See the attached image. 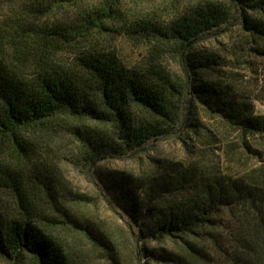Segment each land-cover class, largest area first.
I'll return each instance as SVG.
<instances>
[{
  "label": "trees",
  "instance_id": "1",
  "mask_svg": "<svg viewBox=\"0 0 264 264\" xmlns=\"http://www.w3.org/2000/svg\"><path fill=\"white\" fill-rule=\"evenodd\" d=\"M81 2L0 0V6L17 7L9 19L0 20V190L6 189L14 199L10 203L0 195L4 257L30 255L36 264L75 263L68 243L50 225L64 221L56 217L42 223L28 185L2 157L6 149L29 155V131L67 118L82 122L75 133L89 163L145 149L152 138L180 126L199 134L200 106L244 135L264 137V113H257L252 98L222 67L239 68L243 62L230 60V49L225 55L199 45L212 32L227 33L226 25L240 14L235 50L246 56L252 49L264 57V0H196L169 19H127L123 33L150 44L145 58L133 65L95 44L72 63L59 59L62 46L107 29L106 20L119 16L118 0H100L82 22L55 17L60 8ZM168 50L183 63L184 75L170 74L163 56ZM170 170L161 161L142 174L103 172L102 178L113 198L154 237L182 238L186 251L198 256V262L180 264H212L207 256L217 252L237 261L243 253L247 258L264 257L262 184L239 175L208 177L195 161L177 162ZM47 185L55 190L53 183ZM233 204L243 224L239 232L244 245L239 247L244 251L230 252L217 233L224 220L214 215Z\"/></svg>",
  "mask_w": 264,
  "mask_h": 264
},
{
  "label": "rangeland",
  "instance_id": "2",
  "mask_svg": "<svg viewBox=\"0 0 264 264\" xmlns=\"http://www.w3.org/2000/svg\"><path fill=\"white\" fill-rule=\"evenodd\" d=\"M80 5L60 8L56 18L66 22H76L99 3L100 0H81ZM196 0H118L119 16L109 18L108 28L88 37H81L73 44L59 49V59L65 63L76 60L79 52L95 44L99 48L114 50L127 63L133 65L148 54L150 44L138 38H129L123 33L124 22L136 18L169 19L180 14L187 3ZM17 7L0 6V20L9 19ZM241 16L237 14L226 25L228 32H212L199 45L215 49L233 61H242L239 68L222 66L227 75L248 94L256 106L257 113H264V57L252 50L243 55L235 50L236 37L240 31ZM252 47V45L250 46ZM170 74H185L183 63L168 50L164 55ZM247 60V62H246ZM225 61V60H224ZM251 63H250V62ZM224 64H227L224 62ZM188 106V105H187ZM199 134H194L180 126L170 133L152 138L145 149L132 150L128 154L108 157L105 160L87 162L84 148L75 133L82 122L74 119L57 120L49 127L29 131L32 145L25 157L6 149L2 157L10 169L19 173L28 185L37 205L42 223L60 218L61 223H50L69 245L75 259L74 264H180L198 262V256H191L185 249L182 238L154 237L145 227L129 214L108 192L102 173L115 176L120 172L142 174L145 169H155V164L164 161L169 172L177 162L199 163L200 169L208 177L214 175H239L262 184L264 188V137L247 136L219 118L199 107ZM188 114V107L184 111ZM90 126L101 125L87 120ZM184 140L188 141V146ZM190 146V150L188 147ZM22 156V157H21ZM172 175L173 173H167ZM47 183H53L55 190H49ZM261 185V186H262ZM1 196L12 203L13 195L6 189ZM170 201V200H168ZM239 207L236 204L220 208L215 220H224L217 227L225 248L244 251V240L238 222ZM222 230V231H221ZM184 237V240H187ZM191 241H196L190 238ZM254 245L255 243L252 242ZM252 247V245H251ZM258 247V246H253ZM248 253V252H247ZM229 258V259H228ZM239 261L227 254H211L212 264H264V257L241 254ZM239 262V263H237ZM0 264H36L30 255L8 258L0 255Z\"/></svg>",
  "mask_w": 264,
  "mask_h": 264
}]
</instances>
